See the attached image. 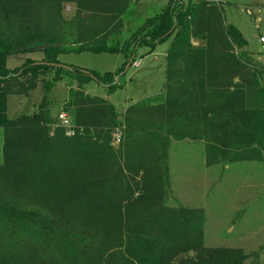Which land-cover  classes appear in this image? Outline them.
Wrapping results in <instances>:
<instances>
[{"label":"trees","instance_id":"16d2710c","mask_svg":"<svg viewBox=\"0 0 264 264\" xmlns=\"http://www.w3.org/2000/svg\"><path fill=\"white\" fill-rule=\"evenodd\" d=\"M136 1L0 0V264L250 259L240 249L205 247L204 210L167 206L169 155L173 141H201L208 168L264 163V65L212 1L171 0L131 38L116 39ZM68 4L75 7L70 20ZM165 42L162 94L130 105L122 118L109 100L86 94L91 82L115 94L116 79L133 66L137 51ZM37 50L46 64H60L59 56L68 53H123L126 62L103 75L32 60L8 69L10 56ZM50 76L38 112L10 120L9 96L29 94ZM66 78L72 82L61 114L71 122L72 136L48 99Z\"/></svg>","mask_w":264,"mask_h":264},{"label":"rangeland","instance_id":"374dc122","mask_svg":"<svg viewBox=\"0 0 264 264\" xmlns=\"http://www.w3.org/2000/svg\"><path fill=\"white\" fill-rule=\"evenodd\" d=\"M170 1L137 0L124 18V26L119 29L122 35H116V39L131 38L148 20L161 14ZM192 1L219 3L227 24L241 32L253 58L264 65V51L260 44V37H264V0ZM64 7L65 17L70 20L74 17L75 7L72 4ZM94 24V21L91 22V25ZM169 46L170 42H165L152 50L140 48L133 66L126 71L125 76L116 79L119 90L115 94L109 96L107 90L96 82L85 87L86 94L110 100L122 118L130 105L164 92ZM43 58L42 50L10 56L7 67L14 70L22 67L27 60L40 63ZM58 60L60 65L69 68L103 75L120 70L126 62V56L123 53H68L60 55ZM51 79V76L41 79L37 89L29 94L9 96L8 118L15 120L20 116H34L46 96L43 81ZM71 82V79L66 78L48 94L54 115L58 118L61 107L69 99ZM2 162L3 130L0 129V164ZM169 166L171 188L167 206L204 210L205 247L240 249L251 256L246 264H253L254 254L258 255L260 264H264V163L240 162L208 168L205 144L184 140L171 143Z\"/></svg>","mask_w":264,"mask_h":264},{"label":"built area","instance_id":"2783aa9c","mask_svg":"<svg viewBox=\"0 0 264 264\" xmlns=\"http://www.w3.org/2000/svg\"><path fill=\"white\" fill-rule=\"evenodd\" d=\"M260 44H261L262 50L264 51V37L263 36L260 37ZM59 121L62 123L63 127L66 129L67 136L74 135L71 122L68 120L65 114L59 115ZM115 139H116L115 142L118 145L121 142V135L120 134L116 135Z\"/></svg>","mask_w":264,"mask_h":264},{"label":"water","instance_id":"95a60500","mask_svg":"<svg viewBox=\"0 0 264 264\" xmlns=\"http://www.w3.org/2000/svg\"><path fill=\"white\" fill-rule=\"evenodd\" d=\"M85 19H88V16H85ZM43 49H46V48H43ZM132 62H130L128 65H127V68H126V71L129 70L130 66H131ZM37 65H45V66H49V67H52V68H55V69H64L66 71H69V72H73V69L72 68H69L67 66H64V65H60V64H46V63H37ZM84 74L86 75H89V72H86V71H83ZM92 78L95 80L96 78L92 76Z\"/></svg>","mask_w":264,"mask_h":264},{"label":"crops","instance_id":"0c3cea01","mask_svg":"<svg viewBox=\"0 0 264 264\" xmlns=\"http://www.w3.org/2000/svg\"><path fill=\"white\" fill-rule=\"evenodd\" d=\"M255 59V58H254ZM256 60V59H255ZM256 61H258V60H256ZM258 62H261V61H258ZM262 63V62H261ZM110 101V100H109ZM111 102V101H110Z\"/></svg>","mask_w":264,"mask_h":264}]
</instances>
